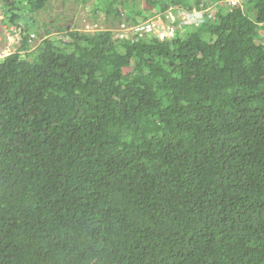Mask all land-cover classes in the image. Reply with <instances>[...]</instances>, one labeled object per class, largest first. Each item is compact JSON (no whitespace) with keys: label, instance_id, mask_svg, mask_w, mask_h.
Instances as JSON below:
<instances>
[{"label":"trees","instance_id":"trees-1","mask_svg":"<svg viewBox=\"0 0 264 264\" xmlns=\"http://www.w3.org/2000/svg\"><path fill=\"white\" fill-rule=\"evenodd\" d=\"M49 1L0 0V264H264V0H61L108 27L33 49ZM201 3L185 36L111 30Z\"/></svg>","mask_w":264,"mask_h":264},{"label":"rangeland","instance_id":"rangeland-1","mask_svg":"<svg viewBox=\"0 0 264 264\" xmlns=\"http://www.w3.org/2000/svg\"><path fill=\"white\" fill-rule=\"evenodd\" d=\"M246 3V2H245ZM48 10L46 8H41L39 11H35V18H37L39 16V14H41L42 16L39 17V21L40 22H44L47 21L50 24L47 25L46 27L44 26L45 24H40L42 26V30L44 35H46L47 30L48 29L50 32H54V29L52 26H55V24L58 25H62V26H68L71 27V22L73 21L74 27L79 30H83V28L85 30H102V29H106L108 27V25L105 23L104 21V14L100 15V16H96L95 18H90L89 16V7H84V6H79L77 10V12L75 13L74 11H70L68 7H71V4H64L61 0H50L48 3ZM63 4L65 6H63ZM203 3L200 4L201 8L197 7V5H195V7L193 8H187L186 6L181 8V9H175L177 14L175 15V18L178 20L177 25H176V29L179 30V33L182 36H185L186 33V29H188V27H192L190 25H196V22L198 19H202V14L205 13H209L210 15H216L218 12V6L213 5V7H209V8H203ZM245 6V5H244ZM208 7V6H207ZM246 9V7H245ZM200 10V11H199ZM74 13V14H73ZM166 13L164 12H155L153 15V18H157L161 19V16L165 15ZM193 15V16H192ZM54 21V22H52ZM55 23V24H53ZM119 23H115L113 25V27L111 28V30H113L114 32V37H122L120 30L119 32L117 31L119 25ZM162 26H160V29H158L163 35H165L168 38H173L174 34H175V30H172V27H169L170 29H165V23H161ZM188 25V26H186ZM61 26V27H62ZM1 30V29H0ZM38 31V30H37ZM38 33H42V32H38ZM66 32L61 29L59 34H62L63 36H67V34H65ZM261 34L262 37L264 39V29H261ZM4 34H2L3 36ZM130 36V35H129ZM136 40V39H135ZM133 40V41H135ZM9 41L4 42V44H8Z\"/></svg>","mask_w":264,"mask_h":264},{"label":"built area","instance_id":"built-area-1","mask_svg":"<svg viewBox=\"0 0 264 264\" xmlns=\"http://www.w3.org/2000/svg\"><path fill=\"white\" fill-rule=\"evenodd\" d=\"M232 4H237L241 0H228ZM2 18V10L0 5V19ZM161 23L158 21H142L136 24L132 23H123L119 28L120 33L123 36L136 35V34H144L152 31H156L160 34L161 38H165L158 29H160ZM165 29H168L164 26ZM118 30V31H119ZM4 35L2 36V34ZM20 33L21 28L19 25L11 24L9 26H5L1 29L0 32V59L11 54L15 51L16 45L20 44ZM35 37V36H34ZM9 41L8 44L4 45V42Z\"/></svg>","mask_w":264,"mask_h":264},{"label":"clouds","instance_id":"clouds-1","mask_svg":"<svg viewBox=\"0 0 264 264\" xmlns=\"http://www.w3.org/2000/svg\"><path fill=\"white\" fill-rule=\"evenodd\" d=\"M222 3H228V5H230V6H237V5H242L241 7H244V0H241L239 3H237V4H232V3H230L228 0H222L221 1ZM205 8H209V7H205ZM211 8V7H210ZM1 10H2V18L4 17V14H3V9H2V6H1ZM165 15H163V16H161V19H160V21H159V19H157V18H150V19H148V20H144V21H158V22H160V23H165V26L168 28V29H170L169 27H172V30H175V34L179 31L178 29H176V25H177V22H178V20L175 18V15L177 14V12H176V10L175 9H173V8H169L168 10H166L165 11ZM206 14H208V15H210L209 13H203L202 14V19L204 18V15H206ZM193 16V15H192ZM210 16H212L213 18L216 16V15H210ZM1 18V19H2ZM1 19H0V21H1ZM202 19H198L197 21H195L196 22V26L199 24V22L202 20ZM139 22H142V21H138L137 23H139ZM123 23H132V24H136V23H133V21H123L120 25H119V27H118V29H117V31L119 30V28L121 27V25L123 24ZM16 25V24H15ZM19 25V27L21 28V31H23L24 32V27L23 26H21V23H19L18 24ZM3 27H5L4 25H2L1 24V22H0V29H2ZM76 29V28H75ZM51 30H54V32H47L46 33V35H44V33H41V36L39 35V34H36L35 35V37L33 38V39H31V42H32V46H33V49L34 48H36V46H37V44L41 41V40H43V39H45V38H53V37H55V36H57V35H59V32L60 31H58V30H56V29H51ZM0 32H1V30H0ZM119 32V31H118ZM174 34V35H175ZM68 36V35H67ZM173 38H174V36H173ZM173 38H171V39H173ZM161 39H170V38H168V37H165V38H161ZM21 42H22V40H21ZM21 42H20V44L19 45H16V47H18V46H20L21 45ZM13 53V52H12ZM8 56V55H7ZM6 57V56H5Z\"/></svg>","mask_w":264,"mask_h":264},{"label":"bare ground","instance_id":"bare-ground-1","mask_svg":"<svg viewBox=\"0 0 264 264\" xmlns=\"http://www.w3.org/2000/svg\"><path fill=\"white\" fill-rule=\"evenodd\" d=\"M200 11V10H199ZM16 26H17V24H16ZM4 34V33H3ZM34 36V35H33ZM20 38V37H19ZM5 45V44H4Z\"/></svg>","mask_w":264,"mask_h":264}]
</instances>
